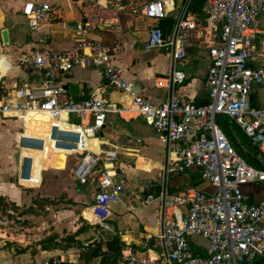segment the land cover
Segmentation results:
<instances>
[{"label":"built area","instance_id":"built-area-1","mask_svg":"<svg viewBox=\"0 0 264 264\" xmlns=\"http://www.w3.org/2000/svg\"><path fill=\"white\" fill-rule=\"evenodd\" d=\"M189 1L176 15L169 38L159 26L167 15L168 0H151L142 9L145 17L154 20L145 48L166 47L171 55L167 74L171 87L186 79L174 63L185 55L181 42L193 29L199 31L198 36L208 32L201 25L197 29L195 16L187 14ZM204 6L206 25L216 36L208 46L205 84L209 101L205 104L184 101L173 93L163 102L151 101L122 77L113 49L86 36V23L74 28L65 21L62 27L70 32L74 47L66 51L34 47L15 62L29 71L31 79L14 83L0 97V116L20 121L14 136L18 184L38 185L45 153L48 157L75 155L73 178L81 185L96 181L90 207L93 218L86 220L101 226L111 215L109 204L125 189L126 181L118 172L116 151L104 148L101 129L109 124L110 115H116L125 121L142 119L154 131L163 147V160L158 178L145 184L157 188L156 194L142 199L159 202L157 228L149 235L156 243L150 255L138 256L128 247L120 253L122 264H264V198L250 203L242 191L247 183H260L264 189V107L250 101L253 87L264 78L263 68L250 65L253 22L264 10V0H206ZM22 12L31 32L57 15L52 3L42 1H26ZM46 41L45 36L36 39L40 45ZM75 68L98 70L127 101L96 95L75 100L62 83ZM219 115L227 117L256 147L257 165L243 156L248 154L247 144L237 132H225L218 125ZM90 139L96 141L97 152L88 146ZM187 171L197 172L214 190L190 186L172 193L169 179ZM145 250L151 248L145 245Z\"/></svg>","mask_w":264,"mask_h":264},{"label":"crops","instance_id":"crops-1","mask_svg":"<svg viewBox=\"0 0 264 264\" xmlns=\"http://www.w3.org/2000/svg\"><path fill=\"white\" fill-rule=\"evenodd\" d=\"M26 1L52 3L57 13L55 19L42 22L39 28L33 32L29 28L18 27L20 19L26 20L22 12ZM192 1L190 0L188 3L187 14L195 16L197 23H199L197 29L201 25L204 28L203 32H208L198 36L199 31L193 29L190 31V37L181 42L185 55L174 63L177 68L185 72L186 79L171 87L167 74L172 65V59L166 47L145 48L148 31L154 20L148 17L144 20L141 14H132L125 1L0 0V32L6 28L9 35V43L3 44L0 34V86L5 92L14 83L19 84L18 79L16 80V73L17 71L21 73V68L17 67L15 62L34 47L40 46L42 49L49 48L52 51L71 50L74 47V41L70 32L62 27V22L68 23L76 20L77 23L87 24L85 25L86 36L100 40L113 49L117 59H120L118 65L122 77L133 82L135 89L143 96L155 103H160L173 93L184 101H191L197 105L205 104L209 101V88L205 84V75L209 66L208 46L211 44V40L216 39V36L206 25L207 16L201 17V13L206 12L204 6L206 0H204L200 12L191 9ZM184 4L185 0H168L167 15L159 21L162 23L161 29L165 38L170 37L175 26V17L181 12ZM253 31L250 65L264 69V10L253 22ZM43 36L46 37L47 41L40 45L36 39ZM31 77L30 73L26 74L25 77L20 78V81L22 83L28 82ZM62 83L64 85H78L77 93L68 91L75 100L90 95L102 96L116 102H126L128 99L122 92L108 85L98 70L94 68H75L62 78ZM250 101L254 106L264 107V78L261 83L253 87ZM10 120L11 123L8 122L13 124L14 119ZM108 121L109 124L101 129L105 141L104 148L116 151V156L119 154L120 158L125 159L127 157L134 163V166L122 163L119 165L121 170L123 169L121 166H127L126 170L122 171L129 174L133 183L130 181L131 184H126L125 181L126 194L120 193L109 204L111 215L103 223V226L99 224L101 226L98 230L100 237L91 238V235L96 234L94 229L87 232L80 230V233L75 236L84 246L71 253V257L61 258L74 264H122L120 253L127 251L128 247L135 251L138 256L150 255L153 253L152 250H154L156 243V239L149 238V235L154 233L157 228L159 202L155 199L144 203L142 198L148 193L156 194L157 188L146 187L145 184L148 180L158 178L163 160V147L156 134L153 133L154 131L151 128L150 130L146 129V124L142 119L136 118L125 121L116 115H110ZM242 136L250 147L247 154L249 163L257 165L254 159L256 147L244 135ZM95 142L93 139L88 140V146L97 152L98 146ZM118 162L120 163L119 160L116 161V163ZM187 172L189 174L182 173L169 179V189L172 193L181 192L190 186L207 192L214 190L210 183L203 180L200 184H192V177L198 176V173ZM134 176L137 177L136 181L133 180ZM95 184L96 181L82 186L94 190ZM242 191L250 203L259 202L264 198V189L260 183H247L242 186ZM137 194L139 197L136 196ZM84 210L81 212L82 215ZM88 212L86 213L89 218L84 215L83 218L90 220L91 211ZM118 239L126 241L128 244H116L115 240ZM199 241L204 245L206 243L200 238ZM98 242L100 243L99 249L95 248ZM89 243L92 252H85L88 249L85 245ZM145 245H148L151 250L146 251ZM55 255V252L45 249L34 251L27 248L16 251L13 248L0 245V264H33L45 261L48 264H59L61 261L56 260Z\"/></svg>","mask_w":264,"mask_h":264},{"label":"rangeland","instance_id":"rangeland-1","mask_svg":"<svg viewBox=\"0 0 264 264\" xmlns=\"http://www.w3.org/2000/svg\"><path fill=\"white\" fill-rule=\"evenodd\" d=\"M123 1L128 4L132 14H141L146 20L142 9L151 0ZM18 27L29 28L25 19L19 20ZM141 36L144 37L143 34ZM20 70L21 73H16V80L22 84L20 78L29 74V71L22 68ZM8 121L11 123L10 119L0 116V245L16 251L27 248L34 251L45 249L55 252L56 260L66 261L61 258L71 257V253L84 246L75 237L80 230L87 232L94 229L96 234L91 235V238L101 236L98 232L101 226L83 218V215L89 218L87 213L94 201V190L87 189V186L80 185L73 178L71 168L76 162V156L66 154L48 157L45 153L39 167L38 180L41 182L38 186L24 187L18 184L16 173L19 154L14 136L20 121L14 120L13 124ZM216 122L225 132L234 126L225 116H217ZM145 127L150 130L147 125ZM48 129L49 124L45 125V130ZM243 156L249 160L247 154ZM117 160L120 161L117 165L134 166L129 158H120L119 154ZM121 167L126 170L127 166ZM122 170L119 169L118 172L125 178L126 184H131L130 181L133 183L129 174ZM126 191L124 189L122 193L126 194ZM92 218L90 213V220ZM96 244L95 248L99 249L100 243ZM90 245H85L88 247L85 252H92Z\"/></svg>","mask_w":264,"mask_h":264},{"label":"trees","instance_id":"trees-1","mask_svg":"<svg viewBox=\"0 0 264 264\" xmlns=\"http://www.w3.org/2000/svg\"><path fill=\"white\" fill-rule=\"evenodd\" d=\"M203 3H204V0H193L192 2H191V4H190V7H191V9H193V10H195V11H201V8H202V5H203ZM159 26L161 27L162 26V23L161 22H159ZM4 90H3V88L0 86V96H2V95H4ZM234 131H236L237 132V134L240 136V138L243 140V142L246 144V140L245 139H243V134H242V132H240L238 129H237V127L234 125L233 126V128H232ZM250 147H249V145H248V143H247V149L248 150H250L249 149ZM185 173H187V174H189L188 172H185ZM184 173V174H185ZM193 175V174H192ZM197 175V174H196ZM195 177H197V178H195ZM202 182V180H201V178H200V176H199V174H198V176H194V177H192V180H191V183L192 184H200ZM40 183V180H38V184ZM115 243L116 244H119V245H127L128 244V242H126V241H122L121 239H118V240H115Z\"/></svg>","mask_w":264,"mask_h":264},{"label":"water","instance_id":"water-1","mask_svg":"<svg viewBox=\"0 0 264 264\" xmlns=\"http://www.w3.org/2000/svg\"><path fill=\"white\" fill-rule=\"evenodd\" d=\"M206 16H207L206 12L201 13L202 18H205ZM67 25L75 28L77 25V21L72 20V21L68 22ZM0 34H1L2 43L8 44L9 43V35H8L7 29L3 28L0 32ZM64 87H66L70 93H77V91H78V85L77 84H68V85H65ZM103 139H104V137H103ZM58 154H63V153H54L52 155H58ZM136 179H137V177L134 176L133 180L136 181ZM59 264H74V263L67 262V261H61Z\"/></svg>","mask_w":264,"mask_h":264}]
</instances>
